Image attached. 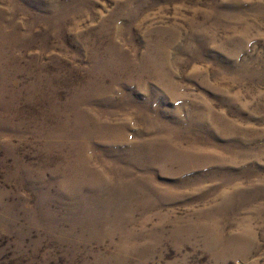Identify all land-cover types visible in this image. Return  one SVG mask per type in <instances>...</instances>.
I'll return each mask as SVG.
<instances>
[{
  "label": "rangeland",
  "instance_id": "374dc122",
  "mask_svg": "<svg viewBox=\"0 0 264 264\" xmlns=\"http://www.w3.org/2000/svg\"><path fill=\"white\" fill-rule=\"evenodd\" d=\"M0 264H264V0H0Z\"/></svg>",
  "mask_w": 264,
  "mask_h": 264
}]
</instances>
